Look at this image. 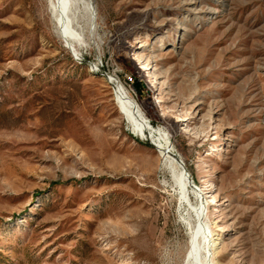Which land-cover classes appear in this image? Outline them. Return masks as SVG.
<instances>
[{
    "label": "rangeland",
    "instance_id": "374dc122",
    "mask_svg": "<svg viewBox=\"0 0 264 264\" xmlns=\"http://www.w3.org/2000/svg\"><path fill=\"white\" fill-rule=\"evenodd\" d=\"M184 1L85 0L96 26L80 19L77 45L52 0H0V264L185 263L196 224L166 143L208 202L223 201L208 218L220 263L264 264V0H214L217 17L179 42ZM122 85L147 133L120 112ZM191 97L222 125L186 129Z\"/></svg>",
    "mask_w": 264,
    "mask_h": 264
},
{
    "label": "bare ground",
    "instance_id": "6f19581e",
    "mask_svg": "<svg viewBox=\"0 0 264 264\" xmlns=\"http://www.w3.org/2000/svg\"><path fill=\"white\" fill-rule=\"evenodd\" d=\"M216 3H218V1L214 0H185L183 2L184 7L181 16L176 21V32L179 36V42L184 40V38L192 32L191 30L193 27L199 29L202 25L217 17L220 11L218 9L219 6L216 7L214 5ZM51 4L63 33L77 45L80 44L84 36H82L80 26H83L85 23L79 25L80 19H84L92 28L96 26L94 25L95 17L91 12L92 10L90 11L88 8L85 0H52ZM86 12L88 16H86ZM163 41L164 36H159L158 42L162 44ZM157 57L158 54L155 53L154 50H147L146 44H140L138 46L137 58L142 63V68L151 75L155 85H166V82L162 80L164 75L163 71L158 67ZM117 99L120 112L125 115L127 120L132 124L131 126L139 133H147L148 126H146L145 112L131 91L122 85L117 90ZM159 100L161 103L164 102L162 96L159 97ZM185 106H187L186 108L188 110L182 115L184 117L182 121L185 122L186 129L190 128V119H194L196 123H203L208 118L210 119V125L213 129H217L218 126L222 125L218 116L219 108L214 103H209L207 107H205L206 102L204 99L191 97ZM185 106H182V109H184ZM160 132L162 135H165L163 130ZM143 138L150 139L154 142V139L151 138L149 134ZM229 140V138L223 139L224 142L221 143V149L227 147ZM171 148L172 147L167 143L162 144V150L169 158L174 185L179 189L181 202L187 207V216L189 218H186L189 219L190 222H195L196 224L195 231L193 229L194 232L192 236H190L189 250L186 255L185 263L183 264H221L218 258V248L222 243L223 231L217 222H215L214 225H210L211 223L208 221V218L209 208L213 207L217 210H221L224 205L223 201L217 199L219 194L216 193L213 195V200L215 202H208L207 198L212 196L209 195L210 191L206 192L191 180ZM216 192H218V189ZM192 196L195 197L197 202L193 201Z\"/></svg>",
    "mask_w": 264,
    "mask_h": 264
},
{
    "label": "built area",
    "instance_id": "2783aa9c",
    "mask_svg": "<svg viewBox=\"0 0 264 264\" xmlns=\"http://www.w3.org/2000/svg\"><path fill=\"white\" fill-rule=\"evenodd\" d=\"M114 80V83H117L116 79H113Z\"/></svg>",
    "mask_w": 264,
    "mask_h": 264
}]
</instances>
